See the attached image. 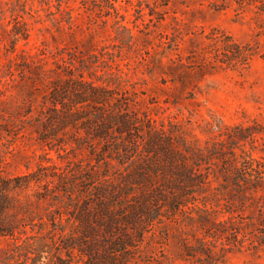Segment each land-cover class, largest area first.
I'll use <instances>...</instances> for the list:
<instances>
[{"label":"rangeland","instance_id":"374dc122","mask_svg":"<svg viewBox=\"0 0 264 264\" xmlns=\"http://www.w3.org/2000/svg\"><path fill=\"white\" fill-rule=\"evenodd\" d=\"M21 55L40 77L17 69ZM74 58L87 59L86 74H120L137 109L191 137H218L217 124L256 126L243 142L264 161V0H0V176L51 162L36 117L49 79ZM56 146L64 158L49 154L59 164L95 162L86 148ZM259 194L264 199V187ZM242 208L216 236L185 216L166 220L146 243L143 263L264 264V206L250 198ZM204 236L222 261L182 257L184 242ZM10 244L0 238V258Z\"/></svg>","mask_w":264,"mask_h":264},{"label":"trees","instance_id":"16d2710c","mask_svg":"<svg viewBox=\"0 0 264 264\" xmlns=\"http://www.w3.org/2000/svg\"><path fill=\"white\" fill-rule=\"evenodd\" d=\"M21 58L17 69L40 77ZM70 63L47 83L38 140L61 159L58 144L86 148L95 162L59 164L48 150L51 162L38 171L0 176V238L11 242L0 264H144L146 243L166 220L185 216L216 236L248 199L264 206V161L243 142L256 126L217 124L218 137L202 141L137 109L117 72L86 74V58ZM215 246L197 237L183 243L182 257L217 263L224 254Z\"/></svg>","mask_w":264,"mask_h":264}]
</instances>
